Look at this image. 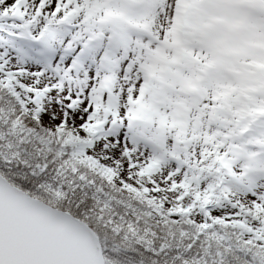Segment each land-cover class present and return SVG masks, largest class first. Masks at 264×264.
<instances>
[{"label": "snow or ice", "instance_id": "1", "mask_svg": "<svg viewBox=\"0 0 264 264\" xmlns=\"http://www.w3.org/2000/svg\"><path fill=\"white\" fill-rule=\"evenodd\" d=\"M0 264H264V0H0Z\"/></svg>", "mask_w": 264, "mask_h": 264}]
</instances>
